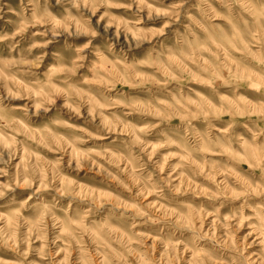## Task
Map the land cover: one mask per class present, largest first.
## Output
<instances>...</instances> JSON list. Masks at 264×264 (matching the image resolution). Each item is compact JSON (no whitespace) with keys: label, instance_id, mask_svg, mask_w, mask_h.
<instances>
[{"label":"rangeland","instance_id":"rangeland-1","mask_svg":"<svg viewBox=\"0 0 264 264\" xmlns=\"http://www.w3.org/2000/svg\"><path fill=\"white\" fill-rule=\"evenodd\" d=\"M0 264H264V0H0Z\"/></svg>","mask_w":264,"mask_h":264}]
</instances>
